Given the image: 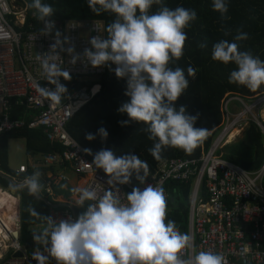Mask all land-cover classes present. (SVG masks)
<instances>
[{"label": "clouds", "instance_id": "1", "mask_svg": "<svg viewBox=\"0 0 264 264\" xmlns=\"http://www.w3.org/2000/svg\"><path fill=\"white\" fill-rule=\"evenodd\" d=\"M88 8L95 15L112 13L115 18L107 25V36H93L85 48L83 59L92 67H116L110 70L117 78H126L125 95L117 111L126 114L131 122H143L148 139L154 143L148 149L156 160L161 159L167 148H177L191 154L207 137L208 129L194 125L199 113L190 115L185 106L174 104L189 87L188 77H195V69L189 65L187 75L181 67L169 66L184 55L186 29L197 19L194 9L178 6L169 8L163 0H87ZM158 6L150 13V9ZM34 9V17L42 22V35L53 34L55 21L51 19L55 10L42 0H32L28 5ZM212 9L227 20V0H212ZM225 37L212 45L211 58L224 64L234 63L228 82L247 87L255 92L264 85V60L250 50H241L240 43L249 38L241 28L232 30L222 26ZM55 43L51 49L61 48L68 42L59 30L54 32ZM198 47L204 49L206 42ZM66 51L72 56L71 63L81 59L74 47ZM41 62L44 79L53 88L37 83L39 95L51 103L60 104L68 89L60 78L70 79L69 73L61 69L47 55H37ZM96 135L106 140L108 132L98 129ZM96 135L88 133L85 138L92 141ZM85 153L93 155L91 149ZM92 164L108 176L109 186L102 195L89 188H72L78 194L76 205L84 209L75 219L69 216L59 222L50 216H41L29 206V213L46 222L39 232L32 233L36 244L33 259L37 264H48L54 258L56 264H225L222 254L212 250H197L194 236L182 233L175 221L167 220V204L162 187L148 184L141 190L133 187L126 194V203L112 190L117 185L131 183L133 175L140 184L148 177L147 161L127 152L117 156L111 149H101L94 154ZM42 173L34 171L22 181V187L30 195L38 196L44 189ZM66 187V185H64ZM87 207H84L86 202ZM47 253V255H45Z\"/></svg>", "mask_w": 264, "mask_h": 264}, {"label": "built area", "instance_id": "2", "mask_svg": "<svg viewBox=\"0 0 264 264\" xmlns=\"http://www.w3.org/2000/svg\"><path fill=\"white\" fill-rule=\"evenodd\" d=\"M27 6L17 0H0V135L13 130H42L46 139L62 147L42 160L44 166L69 169L81 180V188L95 190L98 195L109 187L108 176L96 169L93 155L85 153L79 143L70 136L67 125L78 111L88 104L99 92L94 83L105 73L106 67H92L83 59L85 48H91L93 36L104 38L103 25L97 21L57 22L53 34L42 35L41 23L38 30L25 29ZM59 30L68 42L63 49H51L55 43L54 32ZM74 47L81 59L71 63L72 56L66 51ZM47 55L61 69L69 73L70 79L60 78L68 92L60 104L51 103L36 90L37 83L53 88L44 79L41 62L37 55ZM17 99L27 111L26 118H10V100ZM232 102L241 105L240 111ZM264 106V92L245 101L237 96L226 97L220 107L221 121L216 132L208 133L213 140L207 150L202 149L197 159L160 160L153 172L148 173L144 184L136 178L133 184L117 185L112 188L122 202L133 187L143 190L148 184L164 187L169 181L187 183L192 180L189 196L187 232L194 236L197 250H212L225 258V264H264V166L260 171L248 172L223 159V148L231 145L251 121L264 135L261 120L251 118L252 109ZM64 174H51L45 180L44 191L50 194L51 187L67 183ZM205 185L202 195V185ZM164 189V188H163ZM165 198L167 191L164 190ZM78 198V194L76 193ZM92 203V202H87ZM49 216L59 222L74 212L57 210L49 203ZM0 226H3L0 221ZM4 227V226H3ZM11 256L0 264H37L33 252L23 249L11 233L8 236ZM42 251V250H41ZM47 255V253H45ZM48 264H56L49 258Z\"/></svg>", "mask_w": 264, "mask_h": 264}, {"label": "trees", "instance_id": "3", "mask_svg": "<svg viewBox=\"0 0 264 264\" xmlns=\"http://www.w3.org/2000/svg\"><path fill=\"white\" fill-rule=\"evenodd\" d=\"M17 2L27 6L25 29L30 26L34 31H37L42 22L34 17V9L28 7L32 0H17ZM42 2L53 6L55 14L51 19L54 21L100 22L103 25L104 37L107 36V25L115 18L112 13L95 15L88 8L87 0H42ZM163 2L172 9L182 6L197 12V19L184 29L187 35L184 55L178 61L173 60L169 64L173 69L177 66L183 68L186 75L187 68L191 65L196 73L194 78L188 77L189 87L174 104L177 108L185 106L190 115L199 113L195 127L206 128L208 133L216 132L221 121V103L226 97L237 96L247 101L248 98L264 92V85L253 92L245 86L229 83V75L236 66L231 62L224 64L214 61L211 58L212 45L221 39H232V36H224L222 26L231 29L233 36L236 29L242 27V30L249 34V38L240 43L241 50H250L255 56L264 60V0H227L229 10L226 15L228 19L224 21L221 20L218 12L213 11L212 0H163ZM157 8L158 6L154 5L150 9V13L155 12ZM201 42H206L207 47L199 48L198 44ZM105 67L106 71L99 80L89 83V86L94 83L99 86L98 94L83 106L67 125L68 133L79 145L91 149L93 154L101 149H111L117 156L132 152L141 160L147 161L149 172L155 170L160 160L197 159L202 149L207 150L209 148L213 136L210 137L207 134L204 142L191 154L170 147L163 151L161 159H154L148 151L154 142L148 139V133L145 131L147 125L143 122L130 121L127 125L121 126V121L129 119L126 114L117 111L123 102L129 100V97L125 95L126 78L116 77L115 72L110 70V67L111 69L116 67L114 64ZM231 105L237 104L232 102ZM10 106V118H26L28 110L23 104H19L17 99L10 100ZM101 127L108 132L106 140L96 135ZM88 133L96 135V138L92 141L87 140L85 136ZM10 139H24L27 156L40 155L44 158L50 153L62 151L60 145L52 144L46 139L42 130L23 129L1 134L0 171L18 181H23L25 177L30 176L36 170L42 173L43 169L27 166L23 172L12 171L9 168V153H7V143ZM222 152V158L226 161L248 172L260 171L264 166V135L261 134L259 128L248 121L241 133V138L236 143L224 147ZM134 179L135 175L129 184H133ZM191 182L192 180L187 183L169 181L163 187L167 191L165 222L167 220L175 221L177 228L182 233L187 232ZM0 186L5 189H12L11 185L2 177H0ZM201 190L203 195L204 184ZM40 194L46 197L43 190ZM19 195V244L31 254L36 248L43 250V246L36 244L32 239V233L41 231L46 222L31 216L28 211L29 206L41 216H49V207L36 196L30 195L25 188L19 191ZM87 204L86 202L84 207H87ZM83 210L81 207L74 209L75 217Z\"/></svg>", "mask_w": 264, "mask_h": 264}, {"label": "crops", "instance_id": "4", "mask_svg": "<svg viewBox=\"0 0 264 264\" xmlns=\"http://www.w3.org/2000/svg\"><path fill=\"white\" fill-rule=\"evenodd\" d=\"M234 107H236V105H234ZM241 138V134L236 136L231 144L236 143V141ZM43 157H41V163H42ZM33 168H37V166L33 167ZM39 168H43L42 171V177H41V181L44 184L45 187V180L46 178L51 175V174H60V173H64L69 177V181L67 183H60L57 186L51 187V193L48 195L45 193L44 189H43V193L46 195V197H43L41 194H39L41 197L45 198L46 200H50L47 202L50 203V205L54 208H56L57 210L63 211V210H71L72 212H74V209L79 208L76 205V200L78 199L76 197V193H73L71 191L72 188H76V187H82L84 185V181L79 179L71 170L69 169H64L62 167H58V166H51V167H47L44 166L42 167L40 165ZM1 173H3L2 171H0ZM15 172V171H14ZM4 174V173H3ZM6 175V174H5ZM10 177V176H8ZM14 183L16 184H20L22 183V181H18L17 179L10 177ZM64 185H66V187H64ZM0 191L2 193H7L12 199H13V209L16 213V220L14 221L15 224V231L20 232V220H19V210H20V195H19V191L20 190H14V192L12 191V189H5L2 186H0ZM48 206V205H47ZM64 208V209H62ZM50 209V208H49ZM1 217V216H0ZM1 221V220H0ZM4 232V233H3ZM11 233V235L13 234V232H10L8 230H6L3 226H0V262L4 259H6L7 257L11 256L12 254V250L9 247L10 242L8 241V236ZM6 237L5 239L3 237ZM13 236V235H12ZM17 241L19 242V236ZM22 247V246H21ZM23 248V247H22ZM25 249V248H23ZM26 250V249H25ZM34 252V251H33Z\"/></svg>", "mask_w": 264, "mask_h": 264}, {"label": "rangeland", "instance_id": "5", "mask_svg": "<svg viewBox=\"0 0 264 264\" xmlns=\"http://www.w3.org/2000/svg\"><path fill=\"white\" fill-rule=\"evenodd\" d=\"M234 108L236 109L234 111H240L241 105H236V107ZM250 114H251V118L246 116L247 121L253 119L256 121V119H259L264 124V106L260 109H252L250 111ZM7 153H9V168L12 171L23 172L25 171L27 166L31 168L37 166L38 169H43V168H39L40 165L44 167L43 163H41L40 155H34V156L26 155L24 139H10L7 143Z\"/></svg>", "mask_w": 264, "mask_h": 264}, {"label": "bare ground", "instance_id": "6", "mask_svg": "<svg viewBox=\"0 0 264 264\" xmlns=\"http://www.w3.org/2000/svg\"><path fill=\"white\" fill-rule=\"evenodd\" d=\"M13 199L7 194L0 191V220L4 228L10 232L15 231L14 221L16 220V213L13 209ZM4 233V232H3ZM6 237L4 236V239ZM1 257V254H0Z\"/></svg>", "mask_w": 264, "mask_h": 264}, {"label": "water", "instance_id": "7", "mask_svg": "<svg viewBox=\"0 0 264 264\" xmlns=\"http://www.w3.org/2000/svg\"><path fill=\"white\" fill-rule=\"evenodd\" d=\"M0 177L6 179V181L11 185L13 192H14V190H21V189H23V187L21 186L22 183H20V184L14 183L13 180L10 177H8L7 175H5V174H3L1 172H0ZM36 198H38L39 200H41L44 203H46V205H49V203L47 202V200L45 198L41 197L40 195L36 196ZM12 235H13V237L15 239H18V236H19L18 232L14 231Z\"/></svg>", "mask_w": 264, "mask_h": 264}]
</instances>
